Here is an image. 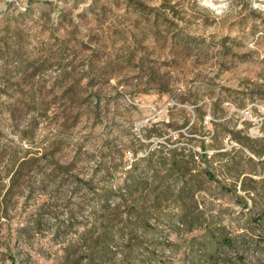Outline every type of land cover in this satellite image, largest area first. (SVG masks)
I'll use <instances>...</instances> for the list:
<instances>
[{"label": "rangeland", "instance_id": "1", "mask_svg": "<svg viewBox=\"0 0 264 264\" xmlns=\"http://www.w3.org/2000/svg\"><path fill=\"white\" fill-rule=\"evenodd\" d=\"M250 16L256 18L257 27L250 26ZM5 24L20 32L21 54L31 60L29 65L42 51L51 50L78 67L73 79L91 66L82 78L91 82L87 100L91 111L64 133L58 156L76 158L74 173L82 179L81 189L91 176L95 189L117 186L123 176L121 160L132 164L150 158L147 170L143 162L136 165L137 171L150 173L159 158L188 160L193 155L196 162L191 167L202 170L204 141L207 158H213L208 168L214 179L207 182L208 189L199 190L210 215L203 225L231 241L213 247L212 253L224 256L226 264H264V223H247V210L237 199L245 195L239 188L241 177H234L236 171L255 168L243 158H259L247 144L264 145V0H0V30ZM14 66L8 61L3 65L6 70L0 68L3 106L24 84ZM54 70L48 65L25 78L50 82ZM4 80L9 82L5 91ZM201 113L204 116L198 119ZM20 128L0 109V148L6 146L19 158L27 145L17 138ZM43 133L38 129L36 137ZM102 162L109 168L104 169ZM59 180L70 196L75 177L64 175L48 185L46 195L36 190L28 202L26 191L14 197V210L0 231V254H5L0 264H12L11 259L15 264H48L44 257L57 247L53 229L58 217L52 212L65 207L63 200L53 197ZM250 186L256 193L248 206L255 202L258 211L264 210V183ZM45 197L50 205L40 212V225L34 228V203ZM87 200L93 201L92 194ZM170 211L171 222L161 220L163 231L146 238L154 254L149 264H188L196 249L189 238L198 237L201 230L175 231V210ZM26 224L29 232L18 235L17 229ZM170 242L175 244L170 247ZM4 244L10 252H4Z\"/></svg>", "mask_w": 264, "mask_h": 264}, {"label": "trees", "instance_id": "2", "mask_svg": "<svg viewBox=\"0 0 264 264\" xmlns=\"http://www.w3.org/2000/svg\"><path fill=\"white\" fill-rule=\"evenodd\" d=\"M249 11L257 13L251 8ZM255 20L250 16L252 28L257 27ZM242 21L245 20L239 22ZM21 39L20 32L7 24L0 30V68L6 70L3 65L13 61L14 67L24 79L23 86L17 87L18 93L9 100L7 106H3L0 101V109L6 110L15 125H21L16 135L19 140L27 143L21 158L6 146L0 148V231L2 224L14 210L15 196L26 191L25 201L28 202V198L36 190L46 195L49 184L58 177L71 175L75 177V187L70 191V196L66 197L62 190V180H59L58 186L53 190V197L63 200L65 207L61 211L52 212L58 217V223L53 229V240L57 247L48 257H44L48 264H149L154 254L150 246L145 244L146 238L163 231V227L159 226L161 220L171 222L170 209L175 210V231L188 232L194 228L201 230L198 237L189 238L190 245L196 249L190 255L188 264H226L228 260L224 256L220 258L214 255L212 249L230 244L231 241L225 236H217L210 225H203L210 219V215L207 214L206 204L201 202L199 190L208 189L207 182L214 179L208 168L213 158H207L204 141L201 144V160L205 168L202 170L191 167L196 162L193 155L188 160L159 158L157 168L151 169L150 173L145 170L137 171L136 168L138 162H143L147 170L150 158H139L132 164L121 160L123 176L117 186L105 185L95 189L91 176L81 183V189L79 182L82 179L74 173L78 165L76 158L58 156L61 155L64 133L76 126L81 115H88L91 111L87 105L91 82L90 79L82 82L85 74L88 76L91 66H86L81 70L82 74L73 79L78 67L65 62L61 55L51 50L42 51L41 56L36 57L32 65H29L31 60H27V56L23 58L21 54ZM48 65L55 67L50 82L41 79L26 81L31 74L40 72ZM29 69L32 71L27 74ZM2 85V90L5 91L9 82L4 80ZM203 116L204 114H199L198 119ZM38 129H43L44 133L36 137ZM157 135L163 136L162 133ZM232 138L240 141L237 136L233 135ZM148 139L149 134L145 135V140ZM37 140L40 145L33 144ZM8 143L19 147L11 139ZM247 146L259 158H243L247 165H254L255 168L234 173L236 180L241 177L239 188L245 192L244 196L237 195V199L242 201L243 209L247 210V223L259 226L264 223V210L258 211L255 202L248 206V201H253L256 193L254 186L250 184L264 183V158H260L264 155V145L260 148H252L249 144ZM33 147L35 149L32 151ZM128 151L135 154L131 149ZM214 155L216 154H210V157ZM102 165L104 169L110 166L107 162H102ZM89 194H92L91 203L87 200ZM114 197L116 202L111 205L110 200ZM72 198L78 199L77 202H72ZM49 205L46 197L34 203V228L40 225V212ZM22 209L27 211L24 205ZM164 228L170 229V226ZM29 230L30 227L26 224L17 229V234H26ZM172 244L175 243L170 242V247ZM3 249L5 253L10 252L8 244H4ZM139 249L143 252L139 253ZM4 256L1 253L0 259H4ZM11 263L15 264V260L11 259Z\"/></svg>", "mask_w": 264, "mask_h": 264}, {"label": "clouds", "instance_id": "3", "mask_svg": "<svg viewBox=\"0 0 264 264\" xmlns=\"http://www.w3.org/2000/svg\"><path fill=\"white\" fill-rule=\"evenodd\" d=\"M201 2H202V3H207L208 0H201ZM210 6H211V5H210ZM220 7H221V8H224V7H227V5H226V4H221Z\"/></svg>", "mask_w": 264, "mask_h": 264}]
</instances>
